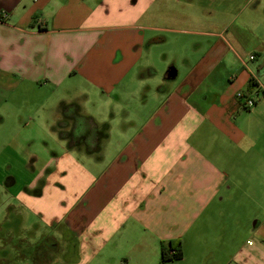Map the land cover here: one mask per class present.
Wrapping results in <instances>:
<instances>
[{
	"label": "crops",
	"instance_id": "0c3cea01",
	"mask_svg": "<svg viewBox=\"0 0 264 264\" xmlns=\"http://www.w3.org/2000/svg\"><path fill=\"white\" fill-rule=\"evenodd\" d=\"M69 107L92 151L55 129ZM0 171L25 210L4 205L0 259L14 237L24 264H264V0H0Z\"/></svg>",
	"mask_w": 264,
	"mask_h": 264
},
{
	"label": "rangeland",
	"instance_id": "374dc122",
	"mask_svg": "<svg viewBox=\"0 0 264 264\" xmlns=\"http://www.w3.org/2000/svg\"><path fill=\"white\" fill-rule=\"evenodd\" d=\"M36 97H40L39 95H35V99ZM42 97V96H41ZM37 100H43L41 98L37 99ZM35 100V101H37ZM42 102V101H41ZM51 110V108L47 107L45 108V111H44V114H42L43 116L40 115V117H34V119L32 121H29L28 119L24 118L23 121L21 122L23 125L25 124L24 127H21L23 128V132H21L19 134V139H21V137H23V135L26 133L25 131L27 130H30L33 134L35 133V135H37L38 133L41 132L42 129L45 128V124L47 123V118H45L46 115H49V114H52L50 113L49 111ZM46 112V113H45ZM42 113V111H41ZM60 118V116H59ZM72 125H73V122L67 117V116H64L62 115V117L60 119L57 120V122L55 123V129L59 132H68L71 128H72ZM2 139L1 141H5V140H8L9 139V136L12 132V127H11V124H7L6 125H3L2 127ZM38 137H41V134L38 136ZM39 140H41V138H39ZM39 140H37L34 144V145H38L37 143L39 142ZM86 147L85 144L83 143L82 139L79 140V142L77 143L76 147ZM22 151L26 149L25 146H23L22 148ZM38 151H37V157H38V164L41 163L43 158H44V154L41 152V147L37 148ZM25 153V151H24ZM5 156V155H3ZM3 170V169H1ZM13 172V171H12ZM2 173V171H0V174ZM59 199V193L57 192H52L50 195H49V200L50 201H58ZM13 204L14 206H12V210L13 211H18V212H21V213H24L25 210L23 208H18L14 203L13 201H10L9 200V197L7 194H5V192L3 191H0V224L1 222L4 220V205L5 204ZM64 208V207H63ZM34 220V221H33ZM37 220H38V223H37ZM37 220L35 219H31V218H26L25 215L22 216L21 215V218H20V225L18 226H22V228L24 229V232L23 234H20V235H23V237H27L28 234H25V230L27 228H30V226H35L32 224V222H35L37 223V226L39 227V230H44L45 232L49 230V226L47 225H43L42 224V221L41 219H38ZM35 226V228L37 227ZM26 228V229H25ZM20 229V227H19ZM29 230V229H28ZM32 232V230H31ZM12 237V236H11ZM6 243H7V251L5 252V256L4 259L5 261H3L4 259H0V264H18L17 261H19V258H21L20 260L22 261L21 263L24 264L25 263V259H30V253L31 251L29 250H25V248L22 247V245H20L19 243H21V241H18L14 239V237H12L11 239H7L6 240ZM15 243H17V246L20 247L22 250H18V251H15V250H12V248H14L15 246ZM49 242L47 239L45 238H40L39 240H37V242L35 244H33V257L35 258V260L37 259V256H39L41 253L45 252V250L49 247ZM40 253V254H39ZM16 254H18V258L17 257H14ZM32 257V255H31ZM2 261V262H1ZM5 262V263H3Z\"/></svg>",
	"mask_w": 264,
	"mask_h": 264
},
{
	"label": "trees",
	"instance_id": "16d2710c",
	"mask_svg": "<svg viewBox=\"0 0 264 264\" xmlns=\"http://www.w3.org/2000/svg\"><path fill=\"white\" fill-rule=\"evenodd\" d=\"M74 107H69V118H72V128L68 132H59V136L68 139L69 146H76L79 140L85 143L86 149L92 151L96 145L98 136L97 125L91 118L76 114L73 112ZM75 111V110H74ZM182 250L180 246L172 244L161 246L160 260L162 263L173 262L181 259Z\"/></svg>",
	"mask_w": 264,
	"mask_h": 264
},
{
	"label": "built area",
	"instance_id": "2783aa9c",
	"mask_svg": "<svg viewBox=\"0 0 264 264\" xmlns=\"http://www.w3.org/2000/svg\"><path fill=\"white\" fill-rule=\"evenodd\" d=\"M249 59L250 60L254 59V55H250ZM242 63H243L244 66H246V62L245 61H243ZM250 81H251L252 84L255 85L256 76L254 74H251ZM237 97L239 99H241V101H242L241 104L245 108L251 107L254 104V102H255V97L253 95H250V94L248 95V94H245V93L238 92L237 93Z\"/></svg>",
	"mask_w": 264,
	"mask_h": 264
}]
</instances>
